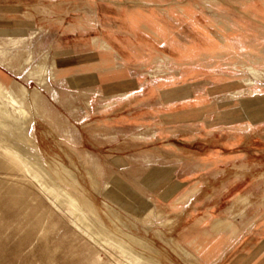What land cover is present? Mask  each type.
Segmentation results:
<instances>
[{
  "label": "rangeland",
  "instance_id": "1",
  "mask_svg": "<svg viewBox=\"0 0 264 264\" xmlns=\"http://www.w3.org/2000/svg\"><path fill=\"white\" fill-rule=\"evenodd\" d=\"M53 1L0 0V264H264V0Z\"/></svg>",
  "mask_w": 264,
  "mask_h": 264
},
{
  "label": "bare ground",
  "instance_id": "2",
  "mask_svg": "<svg viewBox=\"0 0 264 264\" xmlns=\"http://www.w3.org/2000/svg\"><path fill=\"white\" fill-rule=\"evenodd\" d=\"M41 7V6H40ZM228 29V28H226ZM248 91L250 92L251 90L248 89ZM0 99L2 101H4L5 106L1 107L0 106V127H5L6 129L10 130L11 133L13 131H21L23 129V126L25 124L26 121V114H23L19 117V116H14L11 113H9V111L7 110V107H10L11 104L13 103L14 100V92L11 91L10 88L6 89V88H2L0 86ZM39 117V116H38ZM45 120V119H44ZM47 120V119H46ZM56 123V122H55ZM53 125V124H52ZM56 126V124L54 125ZM57 131V129H55ZM24 131V130H23ZM9 133V134H11ZM13 134V133H12ZM12 142V141H11ZM7 151H10V149H7ZM14 156L17 158H20V156L18 154H16L15 152H13ZM24 161V160H23ZM42 173V172H41ZM52 189V188H51ZM53 191H55V188H53ZM56 195H58L60 198L64 197V195H62V193H57ZM66 197V196H65ZM65 199V198H64ZM69 204L74 207L77 208L76 202L73 199H69L68 200ZM76 210V209H75ZM77 212V211H76ZM78 213V212H77ZM80 215V214H79ZM82 216V215H81ZM123 250V249H122ZM123 254H126V256L130 255L129 252L123 250L122 251ZM134 260H136L135 258H133ZM138 259V264H145L143 261H141V258L137 257ZM133 262V261H132Z\"/></svg>",
  "mask_w": 264,
  "mask_h": 264
},
{
  "label": "crops",
  "instance_id": "3",
  "mask_svg": "<svg viewBox=\"0 0 264 264\" xmlns=\"http://www.w3.org/2000/svg\"><path fill=\"white\" fill-rule=\"evenodd\" d=\"M46 1H47V3H45V4L38 3V2H32L31 7L34 10H37V12H40V13L51 12L52 10H56L58 8L57 4L53 3L54 2L53 0H46ZM78 72H79V70L74 71L73 74H77ZM91 90L92 89H81L79 91H81V92H90ZM99 93H101V90H99ZM118 95H121V94L118 93ZM118 95H111L109 97H114V96H118ZM245 104L247 106H251L252 108H254L257 111V113H261V112L264 113V98L260 99V100L256 99L255 101H248ZM230 113H232L234 116L238 115L239 118H240L241 110L238 108L237 105L233 106L232 108L229 107L228 109H224L223 111H221L219 113L220 121L226 122V118L228 117V115ZM255 118H257V116H252L249 119H255Z\"/></svg>",
  "mask_w": 264,
  "mask_h": 264
}]
</instances>
